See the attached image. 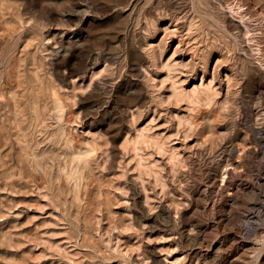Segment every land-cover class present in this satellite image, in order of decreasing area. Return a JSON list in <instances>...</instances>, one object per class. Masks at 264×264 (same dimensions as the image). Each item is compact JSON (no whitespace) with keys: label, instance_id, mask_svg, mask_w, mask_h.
<instances>
[{"label":"rangeland","instance_id":"374dc122","mask_svg":"<svg viewBox=\"0 0 264 264\" xmlns=\"http://www.w3.org/2000/svg\"><path fill=\"white\" fill-rule=\"evenodd\" d=\"M263 93L264 0H0V264H264Z\"/></svg>","mask_w":264,"mask_h":264},{"label":"bare ground","instance_id":"6f19581e","mask_svg":"<svg viewBox=\"0 0 264 264\" xmlns=\"http://www.w3.org/2000/svg\"><path fill=\"white\" fill-rule=\"evenodd\" d=\"M263 97H264V93H263ZM260 102V101H259ZM262 129H264V126L261 127ZM260 129V128H259Z\"/></svg>","mask_w":264,"mask_h":264}]
</instances>
